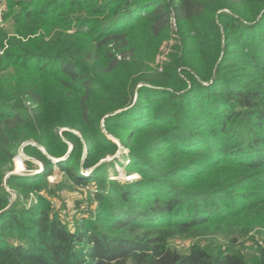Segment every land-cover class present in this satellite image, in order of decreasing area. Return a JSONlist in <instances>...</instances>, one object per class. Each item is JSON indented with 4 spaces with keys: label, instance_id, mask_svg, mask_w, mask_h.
Wrapping results in <instances>:
<instances>
[{
    "label": "trees",
    "instance_id": "trees-1",
    "mask_svg": "<svg viewBox=\"0 0 264 264\" xmlns=\"http://www.w3.org/2000/svg\"><path fill=\"white\" fill-rule=\"evenodd\" d=\"M6 1L17 35L0 32V264H264V246L171 245L264 227V0ZM174 35L157 73L147 62ZM103 130L140 179L108 178L101 160L119 148ZM63 139L57 162L23 145L58 159ZM21 146L44 168L6 177ZM54 168L97 185L74 229L42 197L26 205Z\"/></svg>",
    "mask_w": 264,
    "mask_h": 264
},
{
    "label": "rangeland",
    "instance_id": "rangeland-1",
    "mask_svg": "<svg viewBox=\"0 0 264 264\" xmlns=\"http://www.w3.org/2000/svg\"><path fill=\"white\" fill-rule=\"evenodd\" d=\"M7 10V1L0 0V32H2V34L7 33V36L9 37L17 34H15L16 29L13 27L14 24L10 20L3 19V14L7 12ZM177 37V35H174L172 39L164 41L154 59L147 62V64L152 69H155L157 73L162 72L164 64L168 62L171 45L175 43L174 40ZM7 42L6 38L0 42V54L7 49ZM143 84L147 85L146 83ZM140 85H142V83L138 84V86ZM61 131L62 130H57V133H60ZM103 131L108 138L118 144L119 148L115 155L118 158V161H113V157L103 159L104 161L112 162L107 171L109 175L108 178L117 179L121 182H131L140 179L139 173L129 168L127 150H122V146L120 145L117 137L105 130ZM79 137L81 138L80 135ZM65 142L68 143V149L65 155L58 158V161L63 160L71 151L72 144L67 141ZM28 144L36 147L50 160H54V158L46 153L43 147L37 145L34 141H27L23 145L25 146ZM22 146L19 147L15 153L13 157V171L9 172L7 176L10 174L36 175L42 172L44 168L43 163L35 157L26 154L23 151ZM85 148L86 145L83 143L82 150L84 151ZM122 151L124 152L123 156L120 154ZM82 158L83 155L81 159ZM88 174L89 173H87V171L81 172V175L83 176H88ZM47 181L50 184H57V186H50L49 184L48 186H45L44 189H39L38 191L29 193V197L26 202L27 207L34 205L38 200H40V197H42L46 201V205H49V207L54 210L58 218L69 224L72 229H74L73 224L75 221L91 216L90 211H94L96 208V202L93 200V194L97 187L95 183L89 184L85 187L72 185L64 178L62 172L58 170V168L53 169L52 174L47 177ZM6 189L10 193L11 204L15 202L21 203L23 201V198H20L17 192L9 188ZM234 238L235 236L232 233L227 234L218 229H210L199 235L188 236L185 238H175L171 241V245L181 252H186L193 245H201L209 250H216L221 247H232L234 249L241 250L246 255H251L256 252V247L264 246V227H255L246 234L236 235V240H234Z\"/></svg>",
    "mask_w": 264,
    "mask_h": 264
},
{
    "label": "water",
    "instance_id": "water-1",
    "mask_svg": "<svg viewBox=\"0 0 264 264\" xmlns=\"http://www.w3.org/2000/svg\"><path fill=\"white\" fill-rule=\"evenodd\" d=\"M53 161H54V162H57V161H58V159H54ZM102 161H104V160H102ZM6 177H7V175H6Z\"/></svg>",
    "mask_w": 264,
    "mask_h": 264
}]
</instances>
